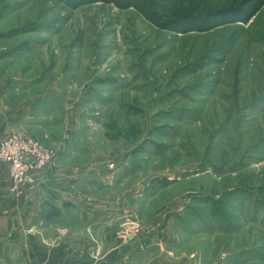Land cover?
Segmentation results:
<instances>
[{"label":"rangeland","instance_id":"1","mask_svg":"<svg viewBox=\"0 0 264 264\" xmlns=\"http://www.w3.org/2000/svg\"><path fill=\"white\" fill-rule=\"evenodd\" d=\"M198 3L160 0L158 12L177 22ZM0 85L10 127L0 147L22 137L51 153L39 170L25 158L21 179L0 159L10 196L38 187L52 165L67 167L74 192L116 197L123 243L126 221L152 240L181 205L213 264L226 255L264 264V8L246 24L184 34L103 3L0 0ZM28 98L36 103L20 130Z\"/></svg>","mask_w":264,"mask_h":264},{"label":"crops","instance_id":"2","mask_svg":"<svg viewBox=\"0 0 264 264\" xmlns=\"http://www.w3.org/2000/svg\"><path fill=\"white\" fill-rule=\"evenodd\" d=\"M33 103L29 99L20 105L24 112L14 119L20 130L31 122ZM5 110L0 85V140L8 133ZM73 171L54 164L38 187L16 199L9 195L8 168L0 164V264H19L22 252L29 264H213L210 250L194 243L198 232L192 229L189 215L182 214L181 205L151 234L152 240L147 234L124 243L116 239V197L98 200L74 192L65 182ZM53 208L60 212L55 219ZM67 212H80V219ZM177 223L180 231L175 229ZM262 254L257 251V261L264 258ZM230 257L225 256V264L234 258ZM241 257L236 261L240 263Z\"/></svg>","mask_w":264,"mask_h":264},{"label":"trees","instance_id":"3","mask_svg":"<svg viewBox=\"0 0 264 264\" xmlns=\"http://www.w3.org/2000/svg\"><path fill=\"white\" fill-rule=\"evenodd\" d=\"M71 8L86 4L103 3L120 10L134 9L157 28L169 31H181L184 34L205 33L231 23L246 24L264 8V0H230V5L219 10H212L210 3L199 0L189 14L176 21L164 18L158 12L160 0H66ZM177 27H176V26ZM179 33V32H178ZM58 209L52 210L51 217H59Z\"/></svg>","mask_w":264,"mask_h":264},{"label":"built area","instance_id":"4","mask_svg":"<svg viewBox=\"0 0 264 264\" xmlns=\"http://www.w3.org/2000/svg\"><path fill=\"white\" fill-rule=\"evenodd\" d=\"M30 157H34L36 161L32 166L33 170H39V168L41 169L42 166L50 161L51 153L45 149H41L37 143L28 141L22 137L13 138L8 143H3L0 147V159L5 162H14V168L20 179L26 171V169L22 167L23 161L25 158ZM26 178V182L32 183L31 178L28 176ZM124 229L125 238L128 240L139 235L141 232V225L132 221H126Z\"/></svg>","mask_w":264,"mask_h":264}]
</instances>
